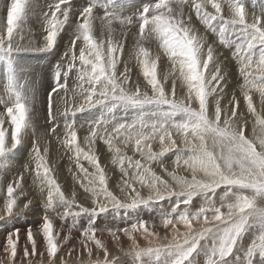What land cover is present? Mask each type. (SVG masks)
Segmentation results:
<instances>
[{
	"label": "snow or ice",
	"instance_id": "obj_1",
	"mask_svg": "<svg viewBox=\"0 0 264 264\" xmlns=\"http://www.w3.org/2000/svg\"><path fill=\"white\" fill-rule=\"evenodd\" d=\"M26 4L27 0H11L7 4L5 36H12L25 14ZM185 5L195 12L206 31L218 37L221 45L234 46L232 58L243 81L239 84L240 94L248 113L255 117L256 125L264 133V116L257 113L252 97V93H258L264 104V12L249 18L242 0H147L134 15L126 17L100 3L74 9L72 0H53L44 13L41 50L56 47L58 35L69 24L71 13L77 10L78 16L69 33L71 39L54 66V87L48 95V122L52 125L49 134H56L60 127L54 123L53 94L62 91L65 107L60 115L67 118L63 123L62 143L74 154L83 179H77L75 173L73 179L90 194L92 207L78 204L75 191L71 198L65 195L49 166L47 145L42 154L38 140H33L29 160L34 165L33 183L44 209L39 233L46 247V258L45 252H40V264H68L57 254L70 237L66 234L62 241L58 240L60 230L54 228L50 213L61 221L69 217L75 220L85 214L94 217L113 209L132 210L172 197L176 198L175 203L160 217L165 229L170 226L169 234L160 237L149 228L148 222L139 220L129 227L107 229L108 235L118 244V233H123L130 241L128 251L137 257L144 253L157 256L166 253L167 264H198L197 256L204 254V264H223L235 250L242 233L252 228L253 236L244 246L245 262L255 255L264 256V134L255 139L246 136L247 120L243 113L238 115L239 98L235 93L229 101L231 107L222 109L225 87L221 82L226 84V74L217 61L213 44L195 27L190 12L185 13ZM97 7L103 10V15L94 14ZM115 25H119V30ZM134 27L137 30L131 31ZM234 36L239 39L233 40ZM129 39L135 44L128 51V59L122 61L125 42ZM153 42L158 43L159 50L171 62V70L165 73L163 82L157 77L159 52L152 56L146 46ZM133 57L146 82L144 90L139 81L130 84L129 61ZM121 63L122 71L118 67ZM170 77L171 91L165 88ZM177 81L186 89V94L179 97ZM76 98L79 103H74ZM96 108L99 115L86 121L85 150L78 143L75 117ZM127 109L135 110L130 117L117 115ZM27 122L24 103L5 107L0 113V156L22 142ZM6 123L10 132L4 127ZM97 140L107 146L112 164L123 174L118 186L126 193L124 199L109 190L105 169L96 154ZM154 144H158V150ZM127 149L138 158L129 156ZM169 152L176 153L171 171L162 162ZM81 160L87 161L94 171L89 172ZM153 164H159L169 179L157 174ZM24 169L28 172L29 165L25 164ZM22 179L23 176H18L7 184L0 219L31 210L33 199H27L22 207L18 203L21 196H26ZM141 189H147L148 194L144 195ZM197 196L201 204L192 211L190 206ZM58 206H62L59 207L62 212L57 211ZM74 207L79 210L74 211ZM193 222L199 227H194ZM97 231L91 222L81 231L79 244L88 259H78L77 264H116L117 257L97 238ZM19 232L13 229L7 235L4 246L7 257L0 264H17ZM136 234L147 241L146 247L137 243ZM26 239L31 253L26 245L19 264L25 260L33 264L29 257L37 255V240L30 228ZM92 245L96 259H92ZM75 251L73 246L68 255Z\"/></svg>",
	"mask_w": 264,
	"mask_h": 264
},
{
	"label": "rangeland",
	"instance_id": "obj_2",
	"mask_svg": "<svg viewBox=\"0 0 264 264\" xmlns=\"http://www.w3.org/2000/svg\"><path fill=\"white\" fill-rule=\"evenodd\" d=\"M82 1L85 3L79 5L78 2L76 6H74V9H79L82 7L81 5L84 6L89 3L96 4L90 0ZM102 1L105 2L104 0ZM252 1V5L254 2L256 4L254 3V5L249 8L250 12L252 11L255 14L264 12V0ZM10 2L11 0H0V113L4 112L5 107L11 106L17 102L24 103L28 110V122L22 134V142L15 149L6 151L3 156H0V208H2L3 205L7 184L13 182L18 176H23L22 185L26 192V196L20 197L18 201L19 205L22 207L27 199H33L34 203L32 204V209L30 211H25L23 214H15L8 218L0 219V260L6 261L7 254L4 252V246L7 235L11 233L13 229L20 230L17 246L18 254L16 257L17 264H19L20 260L23 258V250L26 245L31 253V245L27 244L26 239L27 231L30 228L35 234V238L37 240V255L34 257L30 256L29 259L33 261V264H40L41 257L39 253L42 251L45 252L46 258V247L43 242L42 234L39 233V226L42 223L44 209L42 206V197L33 183L35 174L31 171V168H33L34 165L31 164L29 160V153L32 149L33 140H38L42 154L45 145H47L49 166L53 169V176L61 185V189L65 195L71 198L73 191H75L76 201L78 204L88 208L92 207L90 194L86 193L84 189L80 187V184L72 177L73 173H75L77 179H83L79 170L76 168L74 154L69 152L62 143L64 134L63 123L64 120L67 119L66 117L60 115V112L63 111L65 107L62 99V97H64V93L62 91L60 93L53 94V112L56 115V121H54V123H58L60 125L56 134H49V129L52 125L48 122V95L54 87V66L59 61L60 55L64 52L66 45L71 39L69 33L72 31V27L76 23L78 12L77 10H74L71 13L69 24L65 25L64 31L58 35L56 47L51 50H41L43 48V37L45 34L43 31L42 21L44 19L43 13L47 11L53 3V0H27L24 16L18 22L17 27L12 34L13 36L7 37L3 33V28L5 27L3 22H6V6ZM145 2H147V0H109L108 3H106L107 5H103V3L100 4L106 6L110 11L117 12L118 14L127 17L134 15L139 7ZM39 3L41 5L43 3V7ZM44 3L47 6H45ZM120 8H122L121 12L118 10ZM185 11L186 14L190 12L192 21L195 23V27L198 25V27H200H197L199 31L206 36L209 43L213 44L215 52L218 53L217 61L221 63L222 72L226 74V84L224 81L221 82L225 87V94H223V99L221 100V107L230 108L231 104L229 101L231 100L232 94L235 93L239 98V104L237 106L238 115L239 113H243L244 117L246 116L245 118L255 119L251 113H248L247 106L243 101L240 91L238 90L239 84L243 81L242 78L239 77L238 65L232 58L234 46L232 48H226L221 45L218 37L214 33L204 29V26L196 19L195 12L191 11L187 5H185ZM226 11L227 10L225 9V14ZM250 12L248 14L249 16H252L253 13L251 12L250 14ZM94 14L103 15V10L100 7H97ZM115 27L119 30V25H115ZM97 29H99L98 21ZM130 30L136 31L137 28L134 27ZM232 39L238 40L239 38L234 36ZM134 44V40H126L125 51L121 56L122 61L128 59V51ZM146 46L149 47L150 54L152 56H155V54L160 51V59L157 60V77L163 82L165 73L171 70V62L168 60L167 56L163 54L162 50H159L157 42H153ZM118 67L122 71L123 63L118 65ZM129 67L132 69L130 84L134 85L136 81H139L141 89L144 90L146 82L140 72L135 57L129 61ZM212 70H214V68ZM208 74L209 73L206 72V75ZM68 84L69 88H71L73 84L71 75L69 77ZM165 88L166 90L171 91V77L167 82H165ZM148 90L150 92V87ZM184 94H186V89H183L180 82L177 81V96L179 97ZM252 94L253 105L256 108V111H258L257 113L264 116V104H261L260 100L259 105L256 103V98L260 99L259 94L255 92ZM69 95H71V93H69ZM211 99L212 98L210 97V100ZM74 103H79V98H76ZM239 105L241 107L243 106V109H241ZM133 111L135 110H122L121 112H118L117 115L123 116L124 114H127L130 117L133 114ZM98 115L99 108L76 114L75 120L77 125L78 143L85 150H87V146L84 145V136L88 134V125L86 121ZM69 119L71 120L72 117L69 116ZM81 124L84 125L82 128L80 127ZM254 126L256 127L259 125L255 124ZM4 127L8 128L10 132V126L7 123ZM246 131H248L247 124L245 127V134ZM259 133L262 134V132ZM154 148L158 150V144H154ZM257 148L259 149L258 144ZM126 152L129 156H133L134 159L138 158L133 155L131 149H127ZM96 154L101 167L105 169L106 176L108 178L109 190L120 199H124L126 193H122L118 186L120 185L123 174L116 165L112 164V154L108 151L107 146L99 140L96 141ZM175 155V152H169L162 158L164 166L168 168L169 171L175 167L173 163ZM80 162L88 168L89 172L94 171L87 161L81 160ZM25 164L29 165L28 172H25ZM152 167L157 174L163 176L165 179H169V177L161 170L159 164H153ZM178 171L181 170L178 169ZM181 173H183V175H188L186 172L181 171ZM219 191H222V189L218 190V192ZM141 192L144 195L148 194L147 189H141ZM175 201L176 198L172 197L170 200L166 199L164 201L141 206L132 210L113 209L94 217L85 214L75 218V220L69 217L64 221H61L56 214L50 213L54 228L60 230V237L58 240L62 241L64 235L66 234L70 237L66 244L61 245L60 251H58L57 255L58 257L63 256L64 259L68 261V264H77L78 259L87 260V253L83 252L82 246L79 244V240L81 238V231L85 227L89 226L91 222V226L98 230L96 233L97 238L103 240L109 252L113 256L117 257L116 264H167L169 257L166 253H161L159 256L155 253H144L137 257L134 253L128 251L130 241L123 235V233H118L120 235V241L117 244L114 243L111 236L108 235L107 229H121L129 227L131 224L139 220H144L148 222L150 229L157 231L160 237H163L166 234H169L170 226L169 229H165L160 223V217L170 211ZM200 204L201 198L199 196L194 197L190 206L191 210L195 211L199 208ZM59 207L62 206H58L57 211L62 212L63 209ZM183 207L184 206L181 205V209ZM73 210L78 211L79 209L74 207ZM193 223L194 227H199V225H196L195 222ZM178 227L181 231L184 230L182 225H178ZM69 228H72L70 233L68 231ZM254 231L255 229L249 228L242 233L235 250L223 261V264H264V256L261 255H255L254 258L247 260V262H245L244 259V246L250 242ZM136 239L137 243L141 247L147 246V241L142 236L136 234ZM73 246L76 247V251L69 256L68 250L73 248ZM92 247L94 249L92 259H96L97 257L94 245H92ZM120 248H122V250H120ZM99 255L102 259L103 253L100 252ZM197 260L198 264H204V254H199L197 256ZM24 264H28V261L25 260Z\"/></svg>",
	"mask_w": 264,
	"mask_h": 264
},
{
	"label": "bare ground",
	"instance_id": "obj_3",
	"mask_svg": "<svg viewBox=\"0 0 264 264\" xmlns=\"http://www.w3.org/2000/svg\"><path fill=\"white\" fill-rule=\"evenodd\" d=\"M31 1V0H30ZM51 1V0H50ZM91 2H93V3H103V5H107L106 3H108V1H106V0H104L105 2H103L102 0H90ZM36 2H39V1H36ZM79 2V5L80 4H82V3H85V2H83L82 0L80 1V0H72V4H73V6H76V4ZM243 3H244V5L246 6V11H247V14L250 12V7L251 6H253L254 5V3H253V5H252V0H244V1H242ZM41 3V2H40ZM39 3V4H40ZM256 4V3H255ZM41 5V4H40ZM42 5H43V3H42ZM41 5V6H42ZM44 5L45 6H47L45 3H44ZM114 5V4H113ZM112 5V6H113ZM81 6H83V5H81ZM39 7V6H38ZM43 7V6H42ZM248 7V8H247ZM79 8V7H78ZM42 10V9H41ZM48 10V9H47ZM96 10V9H95ZM119 10V12H121V10H122V8H120V9H118ZM252 10V9H251ZM45 11V10H44ZM78 12V11H77ZM186 12V11H185ZM252 12V11H251ZM251 12H250V14H251ZM253 14H254V12H252ZM44 14V13H43ZM42 15V14H41ZM248 16H249V14H248ZM3 18V17H2ZM249 18H251V16H249ZM71 19V18H70ZM43 21V20H42ZM4 23V22H3ZM195 24V23H194ZM4 25V24H3ZM196 27H198V25L196 26ZM1 28H2V26H1ZM198 28H200V27H198ZM68 30V29H67ZM203 32V31H202ZM65 33V32H64ZM38 34V33H37ZM13 36V35H12ZM23 39V38H22ZM38 42H40V41H38ZM7 43H9V42H7ZM26 43V42H25ZM3 46V45H2ZM9 46H10V44H9ZM67 46V45H66ZM38 47V46H37ZM4 48V47H3ZM55 48V47H54ZM157 48V47H156ZM18 49V48H17ZM6 51V50H5ZM7 52V51H6ZM158 52H160V51H158ZM156 53V52H155ZM5 54V53H4ZM2 55V54H1ZM151 55V54H150ZM156 55V54H155ZM161 55V54H160ZM163 57V56H162ZM3 58V57H2ZM159 60V59H158ZM170 71V70H169ZM8 75V74H7ZM5 81V80H4ZM167 84V83H166ZM238 86V85H237ZM239 90V89H238ZM238 90H236V91H238ZM235 91V92H236ZM4 92H5V90H4ZM229 95V94H228ZM253 95V94H252ZM6 97V96H5ZM241 98V97H240ZM12 99V98H11ZM255 99V98H254ZM259 100L260 99H257L256 98V103L259 105ZM240 106V105H239ZM261 106V105H260ZM240 108L241 109H243V106L241 107L240 106ZM239 108V109H240ZM223 109V108H222ZM242 111V110H241ZM258 112V111H257ZM230 113V112H229ZM250 116V115H249ZM43 117V116H42ZM246 117V116H245ZM246 120H247V125H248V131H246V135H247V137L249 138V139H255L256 137H258V136H260V135H262V134H264V133H259V132H261V129H260V127L259 126H254L256 123H255V119L254 118H249V119H247L246 118ZM80 122V121H79ZM83 123V122H82ZM254 129H255V132H254ZM252 133V134H251ZM54 144V143H53ZM85 145V144H84ZM60 148V147H59ZM109 156V155H108ZM108 158V157H107ZM171 158V157H170ZM108 160V159H107ZM166 164V163H165ZM181 174H183V173H181ZM73 177V176H72ZM71 177V178H72ZM73 180V179H72ZM62 181V180H61ZM32 209V208H31Z\"/></svg>",
	"mask_w": 264,
	"mask_h": 264
}]
</instances>
